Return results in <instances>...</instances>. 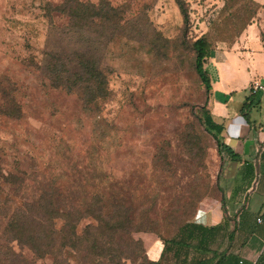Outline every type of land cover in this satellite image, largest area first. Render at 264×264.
<instances>
[{"label": "rangeland", "instance_id": "1", "mask_svg": "<svg viewBox=\"0 0 264 264\" xmlns=\"http://www.w3.org/2000/svg\"><path fill=\"white\" fill-rule=\"evenodd\" d=\"M105 1L107 23L100 0H0V264H179L160 247L185 224L234 228L193 43L264 39V0Z\"/></svg>", "mask_w": 264, "mask_h": 264}, {"label": "crops", "instance_id": "2", "mask_svg": "<svg viewBox=\"0 0 264 264\" xmlns=\"http://www.w3.org/2000/svg\"><path fill=\"white\" fill-rule=\"evenodd\" d=\"M205 68L213 87L211 115L224 127L222 137L225 143L242 156L239 163L227 158L237 165L230 199L234 209L241 208L235 210L237 215L233 220L238 231L231 241L228 234H223L218 246L210 248L220 252L228 250L245 264H264V91H258L251 124L241 113L252 84L260 82L264 86V39L259 28L250 26L232 51L214 49ZM237 84L243 92L241 98L237 97ZM224 215L220 207L204 216L203 225L222 224L227 219ZM255 224L258 225L256 230L252 227ZM162 250L163 246L160 247V258Z\"/></svg>", "mask_w": 264, "mask_h": 264}, {"label": "trees", "instance_id": "3", "mask_svg": "<svg viewBox=\"0 0 264 264\" xmlns=\"http://www.w3.org/2000/svg\"><path fill=\"white\" fill-rule=\"evenodd\" d=\"M176 1L181 7L185 21H187L188 16L184 11L182 2L180 0ZM100 2H103V4L107 7L103 6L104 9H100L99 6H93L92 4L91 10L90 7L87 8H89V10L92 12L94 11L92 16L93 21L107 23L115 15L116 8L112 7L108 1L100 0ZM79 5H81V3ZM77 8L80 7L78 6ZM68 12L69 10H66L65 13L67 14ZM193 49L195 52V69L197 75L204 85L206 92L211 94L213 90L212 80L205 68V65L208 59L211 57L214 48L209 41L202 37L193 43ZM61 70H64V68H61ZM61 70L57 71L55 66L50 70V72L58 74ZM85 75V80L88 79V81L98 80L101 76L100 74H97V70L93 68L88 69L87 72H85ZM85 80L79 78V82L85 83ZM257 94L258 92H255L251 89L250 94L241 110L242 116L248 122V124L252 123L251 112L256 105ZM205 113L206 130L216 140L219 153H224L230 161L237 163L242 162L241 154L237 153L225 143L224 138L222 137L224 127L214 121L210 112L206 111ZM229 221V219H225L222 224L214 227H207L203 224L197 223L185 224L180 228V231L175 238L166 242L161 259H164L168 254H173V259L179 262V264H245L242 260H240L238 255L229 254L228 250L220 252L219 250H212L210 248L217 241L219 234L223 235L226 233L228 234L230 241L234 239V236L238 231V225L235 224L234 229L230 231ZM191 255L193 256L191 257Z\"/></svg>", "mask_w": 264, "mask_h": 264}, {"label": "built area", "instance_id": "4", "mask_svg": "<svg viewBox=\"0 0 264 264\" xmlns=\"http://www.w3.org/2000/svg\"><path fill=\"white\" fill-rule=\"evenodd\" d=\"M251 89L255 92L264 91V86L260 82H254L251 86ZM260 221L261 220L259 219L258 222Z\"/></svg>", "mask_w": 264, "mask_h": 264}]
</instances>
